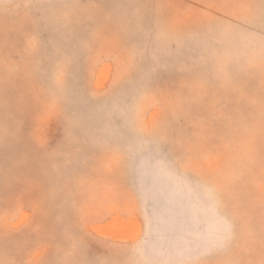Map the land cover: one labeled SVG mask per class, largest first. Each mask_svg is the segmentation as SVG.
<instances>
[{"label":"rangeland","instance_id":"obj_1","mask_svg":"<svg viewBox=\"0 0 264 264\" xmlns=\"http://www.w3.org/2000/svg\"><path fill=\"white\" fill-rule=\"evenodd\" d=\"M0 264H264V0H0Z\"/></svg>","mask_w":264,"mask_h":264}]
</instances>
